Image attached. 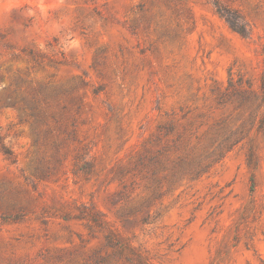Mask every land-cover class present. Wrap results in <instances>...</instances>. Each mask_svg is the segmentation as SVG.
Instances as JSON below:
<instances>
[{
	"label": "rangeland",
	"instance_id": "obj_1",
	"mask_svg": "<svg viewBox=\"0 0 264 264\" xmlns=\"http://www.w3.org/2000/svg\"><path fill=\"white\" fill-rule=\"evenodd\" d=\"M0 264H264V0H0Z\"/></svg>",
	"mask_w": 264,
	"mask_h": 264
},
{
	"label": "trees",
	"instance_id": "obj_2",
	"mask_svg": "<svg viewBox=\"0 0 264 264\" xmlns=\"http://www.w3.org/2000/svg\"><path fill=\"white\" fill-rule=\"evenodd\" d=\"M217 8H218V12L220 13V15L223 16L224 9H222V7H219V6H217ZM5 150H6L5 154H7L8 156L11 157L13 155L11 152L7 151V149H5Z\"/></svg>",
	"mask_w": 264,
	"mask_h": 264
}]
</instances>
